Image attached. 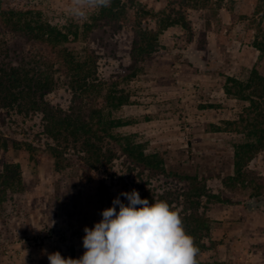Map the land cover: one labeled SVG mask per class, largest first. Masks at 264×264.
I'll use <instances>...</instances> for the list:
<instances>
[{
    "label": "rangeland",
    "instance_id": "1",
    "mask_svg": "<svg viewBox=\"0 0 264 264\" xmlns=\"http://www.w3.org/2000/svg\"><path fill=\"white\" fill-rule=\"evenodd\" d=\"M8 1L60 28L69 47L94 52L101 89L95 105L105 120L121 121L109 132L158 154L164 174L130 170L119 150L109 164L88 171L69 149V165L56 171L41 114L4 116L0 131L19 141L20 149L1 153L0 161L19 163L21 189L0 200V264H49L47 254L55 251L79 258L85 251L83 229L99 222L121 192L165 197L179 210L181 199L167 193L184 188L183 174L203 180L207 193L218 197L201 198L209 230L208 248L198 259L264 264V150L249 151L248 158L238 148L252 139L232 124L250 90L229 80L245 85L253 67L264 77V52L253 44L264 43V10L257 12L253 0H223L220 7L202 9H193L188 0H121L127 6L125 23L87 31L96 11L87 20L74 19L68 13L71 0ZM171 9L182 12L189 29L179 24L163 29L133 66L135 20L154 31L162 11ZM4 37L11 49H35L11 33ZM44 98L65 110L70 91L57 86ZM118 100L123 104L116 105ZM235 161L243 173L238 177Z\"/></svg>",
    "mask_w": 264,
    "mask_h": 264
},
{
    "label": "trees",
    "instance_id": "2",
    "mask_svg": "<svg viewBox=\"0 0 264 264\" xmlns=\"http://www.w3.org/2000/svg\"><path fill=\"white\" fill-rule=\"evenodd\" d=\"M223 0H188L193 9L211 8L212 4L221 6ZM255 10H264V0H253ZM126 4L112 0L109 8L96 11L87 24V31L99 25L115 26L127 21ZM157 20L156 30L148 28L146 21L135 20V39L131 45L132 65L137 64L138 55L148 54L157 34L163 29L179 24L189 29L188 20L181 11L171 9L168 14ZM5 32L23 39L35 47L34 51L11 49L4 37ZM68 37L57 26L38 17L29 10L17 8L8 0H0V125L4 116L41 114L42 133L48 139L47 150L53 159L54 169L62 170L69 165L67 151L72 149L85 170L109 164L116 156V150L126 158L130 170L138 168L152 175L164 174L162 158L156 153H145L142 146L129 138L114 136L109 129L121 124L118 120H105L95 102L100 86L96 74L95 54L88 47L75 50L68 46ZM254 46L264 52V43L255 42ZM13 56V57H11ZM242 91L250 90L243 99L248 102L241 114L232 124L238 132H245L250 142L238 147L246 155L249 151L264 150V77L252 68L245 85L229 79ZM57 86L70 91L67 109L50 104L44 96ZM228 91V87H225ZM118 100L116 105L123 104ZM105 140L111 142V146ZM106 142V143H105ZM105 143V144H104ZM19 141L0 131V154L8 150H19ZM238 153L234 152L236 158ZM248 158L251 155H246ZM237 177L243 175L241 164L234 162ZM181 191L168 192L174 200L181 199L180 215L186 231L195 238L199 252L207 249L204 238L209 230V219L205 215L201 198H218L207 193L203 180L183 174ZM99 186H102L100 183ZM21 189L20 165L18 162L0 161V200L8 191ZM149 203L154 200L146 196ZM180 198V199H179ZM172 205V200L161 197ZM176 207V206H175ZM200 208H202L200 210ZM198 264H226L221 261H200Z\"/></svg>",
    "mask_w": 264,
    "mask_h": 264
},
{
    "label": "clouds",
    "instance_id": "3",
    "mask_svg": "<svg viewBox=\"0 0 264 264\" xmlns=\"http://www.w3.org/2000/svg\"><path fill=\"white\" fill-rule=\"evenodd\" d=\"M111 5L112 0H71L68 13L87 20L90 12ZM101 216L83 229L85 251L79 258L55 251L47 254L49 264H198L195 238L186 231L179 210L165 200L149 203L133 189L121 192Z\"/></svg>",
    "mask_w": 264,
    "mask_h": 264
}]
</instances>
